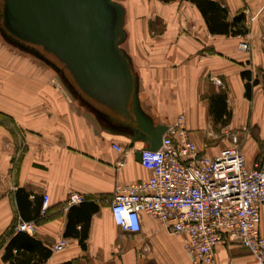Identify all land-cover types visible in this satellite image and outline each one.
<instances>
[{"label":"crops","instance_id":"1","mask_svg":"<svg viewBox=\"0 0 264 264\" xmlns=\"http://www.w3.org/2000/svg\"><path fill=\"white\" fill-rule=\"evenodd\" d=\"M114 1L126 10L128 45L124 49L139 78L142 109L154 125L172 126L184 117L199 151L215 156L216 150L203 147L212 119L224 129L243 134L242 152L249 167L262 160L264 0H211L225 10L224 21L230 30H248L242 36L212 34L202 12L190 0ZM240 15L244 20L234 26ZM157 22L162 30L153 33L154 40L149 35ZM243 42L249 44L248 51L240 49ZM3 46L0 114L16 123L24 141L16 160L20 144L11 126L0 123V264H11L4 255L18 224L24 221L20 203L27 206L25 216L37 221L43 216L45 196L47 217L38 220L35 234H28L52 251L43 264H192L183 237L171 234L158 219L143 215L138 234L126 233L114 223L110 206L116 189L152 175L135 156L145 143L136 141L131 148V140L113 127L116 122L130 121L93 101L102 113L96 115L63 93L51 77H32V71H22L15 59L7 64L10 55ZM243 72L259 81L251 100L246 98ZM218 96L225 98L230 120H214L212 101ZM115 144L126 152L119 153ZM72 193L84 196L85 207L75 205L72 212L68 202ZM77 216L79 223H74ZM70 219L78 231L87 224L86 248L79 238L65 236ZM259 227L264 235V207ZM63 240L66 246L53 250ZM214 264L256 261L243 246L224 243L216 249Z\"/></svg>","mask_w":264,"mask_h":264},{"label":"built area","instance_id":"2","mask_svg":"<svg viewBox=\"0 0 264 264\" xmlns=\"http://www.w3.org/2000/svg\"><path fill=\"white\" fill-rule=\"evenodd\" d=\"M243 51L249 44H240ZM231 147L215 156L200 152L179 117L166 132L157 151H141V166L151 177L116 189L110 210L115 225L129 234L142 231L143 215L158 219L173 235L183 237L192 264H214L216 249L235 244L248 249L256 264H264V235L260 232L264 207V158L249 167L232 134ZM119 153L126 150L119 144ZM43 213L47 210V196ZM72 193L71 206L84 202ZM17 232L33 235L36 223L20 222ZM66 246L61 241L53 248Z\"/></svg>","mask_w":264,"mask_h":264},{"label":"water","instance_id":"3","mask_svg":"<svg viewBox=\"0 0 264 264\" xmlns=\"http://www.w3.org/2000/svg\"><path fill=\"white\" fill-rule=\"evenodd\" d=\"M125 22L126 10L114 0H0L2 40L45 64L79 105L102 116L94 101L129 120L113 127L131 148L145 143L135 155L141 162V151L159 150L171 126H155L142 109Z\"/></svg>","mask_w":264,"mask_h":264},{"label":"trees","instance_id":"4","mask_svg":"<svg viewBox=\"0 0 264 264\" xmlns=\"http://www.w3.org/2000/svg\"><path fill=\"white\" fill-rule=\"evenodd\" d=\"M169 1V0H165ZM192 3L196 4V6L202 12L209 30L212 34H232L234 36H242L248 33L246 28L230 30V24L226 23L225 20V10L221 9L216 3L211 0H190ZM244 20V16L240 15L236 17L233 21V25L240 23ZM242 76L247 80L246 81V98L249 100L252 99V89L255 85L259 83L258 79H252V74L250 72H243ZM212 116L215 121L220 122L221 120H230V113L227 111V104L225 98L222 96H218L216 100L212 101L211 108ZM21 191L18 190V194ZM87 203L84 201L80 205L81 207H85ZM41 206V205H40ZM39 206V210L40 207ZM73 205L71 207L72 212L74 210ZM81 208V209H82ZM20 211L22 212V218L25 223L30 222H39L38 220L44 219L47 217V210L43 213L37 221H30V219L25 216V211H27V206L25 204L20 203ZM79 216L76 218V222L79 223ZM73 223V220L70 219L68 224L65 236L66 237H75L79 238L80 244L83 248H86V239H87V224L78 231ZM52 255V251L45 248L39 241L30 237L27 233L17 232L14 237H12L9 243L6 246V253L4 255V260L10 262L11 264H30L31 261H34L32 264H43L50 258ZM37 258V259H36ZM35 259V260H34ZM70 264V263H66Z\"/></svg>","mask_w":264,"mask_h":264},{"label":"rangeland","instance_id":"5","mask_svg":"<svg viewBox=\"0 0 264 264\" xmlns=\"http://www.w3.org/2000/svg\"><path fill=\"white\" fill-rule=\"evenodd\" d=\"M161 30H162V25L159 22H157L154 26L153 25L151 26V33H150L149 37L156 40L157 37L154 34H156L157 32H159ZM0 45H2V46L4 45L3 48L5 49L4 50L5 54L10 55V57L6 59V61L9 60V61H7L8 62L7 64H9L10 61H13L15 59L17 61H20V63H21L20 68L22 71L28 70L30 73L32 71V77H37V76L51 77L54 84L63 93L67 94L70 98H72L71 95L65 89V87L62 85L58 76L55 73H53L52 71H50V69L45 64L38 61L34 57L27 55L25 53H22L19 50L9 46L7 43L3 42L1 37H0ZM125 45L127 46L128 43L124 44V46ZM38 68L43 70L45 72V74L40 73ZM22 75H23V73H21V76ZM72 81H73V79H72ZM0 123H5V124L10 125L12 130L14 131L16 138L20 144V147L18 148L16 155H15L16 160H19L21 153H22V149H23V147L21 145L24 141V134L18 130L16 123H14V121L12 119H10L9 117H6V116L0 114ZM232 134H236L238 136V144H239L240 149L242 150L243 149V142H244L243 134L240 132H237V131H233L230 128L224 129L222 124L221 125L217 124L211 119L210 120V126L208 127L207 132L203 136V147H204V149H209V150L214 149L217 151V153H219L222 149L232 146V144H233ZM263 146H264V143H263ZM263 158H264V155H263ZM14 164H15L14 167H17L18 163L15 162Z\"/></svg>","mask_w":264,"mask_h":264},{"label":"flooded vegetation","instance_id":"6","mask_svg":"<svg viewBox=\"0 0 264 264\" xmlns=\"http://www.w3.org/2000/svg\"><path fill=\"white\" fill-rule=\"evenodd\" d=\"M37 49L39 48V47H36ZM42 54H44L45 56H47V58H49V59H51V60H53V61H57L52 55H50V54H48V53H46V52H44L43 51V49H41V48H39L38 49ZM54 58V59H53ZM57 64H58V66L60 67V68H64L63 67V65L61 64V63H59L58 61L56 62ZM60 64V65H59Z\"/></svg>","mask_w":264,"mask_h":264},{"label":"bare ground","instance_id":"7","mask_svg":"<svg viewBox=\"0 0 264 264\" xmlns=\"http://www.w3.org/2000/svg\"><path fill=\"white\" fill-rule=\"evenodd\" d=\"M39 49V48H38ZM47 57V56H46ZM54 59V58H53ZM57 62V61H56ZM60 65V64H59Z\"/></svg>","mask_w":264,"mask_h":264}]
</instances>
